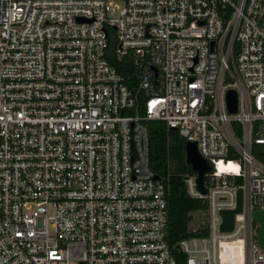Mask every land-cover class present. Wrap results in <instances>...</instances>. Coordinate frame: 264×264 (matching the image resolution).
<instances>
[{
	"label": "built area",
	"instance_id": "built-area-1",
	"mask_svg": "<svg viewBox=\"0 0 264 264\" xmlns=\"http://www.w3.org/2000/svg\"><path fill=\"white\" fill-rule=\"evenodd\" d=\"M153 121L212 165L184 264H264V0H0V264H179Z\"/></svg>",
	"mask_w": 264,
	"mask_h": 264
},
{
	"label": "trees",
	"instance_id": "trees-1",
	"mask_svg": "<svg viewBox=\"0 0 264 264\" xmlns=\"http://www.w3.org/2000/svg\"><path fill=\"white\" fill-rule=\"evenodd\" d=\"M114 43L111 44V50ZM111 62L120 70L116 59ZM150 163L153 170L169 184V223L167 239L179 264H184V255L176 246L194 232L190 229L193 213L206 210L207 201L192 198L184 181L186 173H194L185 159L187 140L177 130L170 129L164 122L149 123Z\"/></svg>",
	"mask_w": 264,
	"mask_h": 264
},
{
	"label": "water",
	"instance_id": "water-1",
	"mask_svg": "<svg viewBox=\"0 0 264 264\" xmlns=\"http://www.w3.org/2000/svg\"><path fill=\"white\" fill-rule=\"evenodd\" d=\"M228 106L231 112H236L238 107V95L235 90H229L228 92ZM175 130V128H171ZM185 159L186 162L191 165L192 169L197 172L198 188L203 193H206L205 187L206 174L212 170L211 163L205 159L195 142L187 141L185 145ZM243 195L242 190L238 192V207L234 210H225L222 212L223 224L221 229L226 232H230L234 228L235 215L242 212ZM255 219L261 224L259 229V243L264 247V211H257L255 213Z\"/></svg>",
	"mask_w": 264,
	"mask_h": 264
},
{
	"label": "rangeland",
	"instance_id": "rangeland-1",
	"mask_svg": "<svg viewBox=\"0 0 264 264\" xmlns=\"http://www.w3.org/2000/svg\"><path fill=\"white\" fill-rule=\"evenodd\" d=\"M193 215H194V218H193V221L190 224L191 228L203 226L204 225V221L206 220L205 214L198 210V211H195L193 213Z\"/></svg>",
	"mask_w": 264,
	"mask_h": 264
}]
</instances>
